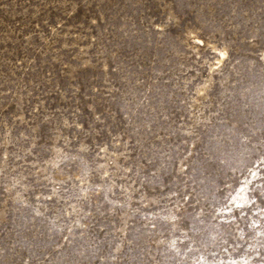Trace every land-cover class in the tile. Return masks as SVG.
<instances>
[{"label": "rangeland", "instance_id": "374dc122", "mask_svg": "<svg viewBox=\"0 0 264 264\" xmlns=\"http://www.w3.org/2000/svg\"><path fill=\"white\" fill-rule=\"evenodd\" d=\"M0 264H264V0H0Z\"/></svg>", "mask_w": 264, "mask_h": 264}, {"label": "snow or ice", "instance_id": "6c2138e0", "mask_svg": "<svg viewBox=\"0 0 264 264\" xmlns=\"http://www.w3.org/2000/svg\"><path fill=\"white\" fill-rule=\"evenodd\" d=\"M221 55H223L222 53H221ZM253 175H255L254 173H253ZM242 191V190H241ZM238 207H243V205H237Z\"/></svg>", "mask_w": 264, "mask_h": 264}]
</instances>
